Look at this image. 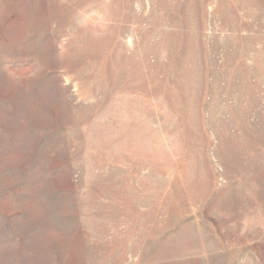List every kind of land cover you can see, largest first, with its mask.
Instances as JSON below:
<instances>
[{
	"label": "rangeland",
	"instance_id": "1",
	"mask_svg": "<svg viewBox=\"0 0 264 264\" xmlns=\"http://www.w3.org/2000/svg\"><path fill=\"white\" fill-rule=\"evenodd\" d=\"M0 264H264V0H0Z\"/></svg>",
	"mask_w": 264,
	"mask_h": 264
}]
</instances>
